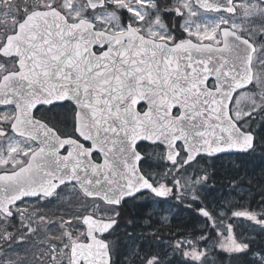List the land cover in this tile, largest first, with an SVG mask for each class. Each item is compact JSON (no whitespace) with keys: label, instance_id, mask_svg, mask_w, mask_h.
<instances>
[{"label":"snow or ice","instance_id":"snow-or-ice-1","mask_svg":"<svg viewBox=\"0 0 264 264\" xmlns=\"http://www.w3.org/2000/svg\"><path fill=\"white\" fill-rule=\"evenodd\" d=\"M0 106V264H264V0H0Z\"/></svg>","mask_w":264,"mask_h":264},{"label":"flooded vegetation","instance_id":"flooded-vegetation-1","mask_svg":"<svg viewBox=\"0 0 264 264\" xmlns=\"http://www.w3.org/2000/svg\"><path fill=\"white\" fill-rule=\"evenodd\" d=\"M229 157L230 156H226V157L222 158V159H225L224 161L228 164L221 163L222 161H218L216 163V166L214 169L216 174L210 178V185L215 186V191L212 193V198L220 199V198L228 195V193L231 192L232 196L236 202L243 203L241 196L244 193L239 191L240 194L238 195L236 192H233L232 187H231V182L235 181L236 183H241V188L245 189L248 186V180H247V178H245L246 176L243 179H239V177L237 175H236V177L234 176L235 171L233 169H231L230 166H227V165H232V162L227 160ZM242 157L245 158V156H242ZM242 169H245V164H244V167L239 170V172L242 173L244 171ZM219 170H224V173H222ZM237 179H239V180H237ZM130 219H132L131 216L125 217L124 221L121 222V227H120L117 235H122L125 230H127L129 232L133 231L132 228H130V227L126 228L125 227L127 221ZM191 219H192V217L187 211L177 209V214H176L175 218L170 221V223L178 226V229H174V230H184L185 227H187L190 230L192 227V224L190 223ZM247 227H248L247 222H243V223H241V227L239 228V231H244L245 235H247L248 233L245 231L247 229ZM167 233H168V229L165 228V237H164L165 239H167ZM115 259H117L118 261H121L124 259V257H122V256L115 257Z\"/></svg>","mask_w":264,"mask_h":264},{"label":"rangeland","instance_id":"rangeland-1","mask_svg":"<svg viewBox=\"0 0 264 264\" xmlns=\"http://www.w3.org/2000/svg\"><path fill=\"white\" fill-rule=\"evenodd\" d=\"M3 107L0 106V111H3ZM37 116H39V113L37 114ZM259 153V150H257L255 153H254V156L257 155ZM240 158V157H239ZM237 158V157H234V156H230L227 160L228 161H231V162H235L236 164H240L241 163V160L243 159L245 161V169H242L244 170L242 173L239 172V175L236 174L235 172V175H237L239 177V179H243L245 176V178H247L248 182H249V177H248V174L251 175V170L252 169H255L256 171H260V166L261 165H264V156L262 154H259V156H255L253 157V161H250L251 158L250 157H245V158ZM225 159H221V163H224V164H228L224 161ZM251 162V163H250ZM256 162V163H255ZM257 165L258 164V168H256L255 166H251V165ZM227 166H230L231 169H233V163L232 165H227ZM221 171L222 173H224V170H219ZM237 179V180H239ZM248 188V186H247ZM247 188H241L239 191L242 192V193H245V191L247 190ZM250 199V198H249ZM29 204H33L34 203V200H30L28 201Z\"/></svg>","mask_w":264,"mask_h":264},{"label":"trees","instance_id":"trees-1","mask_svg":"<svg viewBox=\"0 0 264 264\" xmlns=\"http://www.w3.org/2000/svg\"><path fill=\"white\" fill-rule=\"evenodd\" d=\"M257 150H259V153L257 154V155H255V156H259V154H262L263 156H264V148H260V147H258L257 148ZM256 150V151H257ZM254 156V154H253V156H251L250 158H251V160L250 161H253L254 162V160H253V157H255ZM251 163V162H250ZM256 163V162H255ZM251 165V164H250ZM251 166H255L256 168H258L256 165H251ZM257 173H259V171H256ZM248 177H249V181L251 180V175L250 174H248ZM253 196H255L254 197V199H257V198H259V196L258 195H256V193H255V191H253V193H252V196H251V199H253ZM59 201H53L51 204H43V203H41L39 206H40V208H41V210L42 211H46V212H49V213H51V212H55V211H57L58 210V205H59Z\"/></svg>","mask_w":264,"mask_h":264},{"label":"bare ground","instance_id":"bare-ground-1","mask_svg":"<svg viewBox=\"0 0 264 264\" xmlns=\"http://www.w3.org/2000/svg\"><path fill=\"white\" fill-rule=\"evenodd\" d=\"M257 167H258V164L256 165ZM255 196H253V198H254ZM250 199H251V197H249ZM256 200H259V198H257Z\"/></svg>","mask_w":264,"mask_h":264},{"label":"water","instance_id":"water-1","mask_svg":"<svg viewBox=\"0 0 264 264\" xmlns=\"http://www.w3.org/2000/svg\"><path fill=\"white\" fill-rule=\"evenodd\" d=\"M143 103V102H142Z\"/></svg>","mask_w":264,"mask_h":264}]
</instances>
